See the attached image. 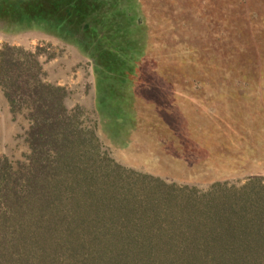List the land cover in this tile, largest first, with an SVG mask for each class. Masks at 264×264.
Here are the masks:
<instances>
[{"label":"rangeland","instance_id":"1","mask_svg":"<svg viewBox=\"0 0 264 264\" xmlns=\"http://www.w3.org/2000/svg\"><path fill=\"white\" fill-rule=\"evenodd\" d=\"M3 46L107 126L121 163L197 187L264 182V0H0ZM25 125L0 99V154L21 156Z\"/></svg>","mask_w":264,"mask_h":264},{"label":"trees","instance_id":"2","mask_svg":"<svg viewBox=\"0 0 264 264\" xmlns=\"http://www.w3.org/2000/svg\"><path fill=\"white\" fill-rule=\"evenodd\" d=\"M43 74L0 48V99L26 122L21 156L0 154V264H264L262 178L197 187L131 168Z\"/></svg>","mask_w":264,"mask_h":264}]
</instances>
